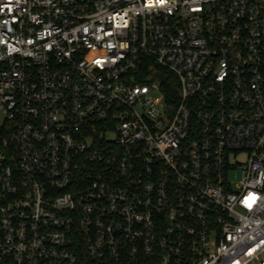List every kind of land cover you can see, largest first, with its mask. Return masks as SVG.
<instances>
[{"label":"built area","instance_id":"built-area-1","mask_svg":"<svg viewBox=\"0 0 264 264\" xmlns=\"http://www.w3.org/2000/svg\"><path fill=\"white\" fill-rule=\"evenodd\" d=\"M0 264H264V0H0Z\"/></svg>","mask_w":264,"mask_h":264},{"label":"water","instance_id":"water-1","mask_svg":"<svg viewBox=\"0 0 264 264\" xmlns=\"http://www.w3.org/2000/svg\"><path fill=\"white\" fill-rule=\"evenodd\" d=\"M156 77H157L159 80H161L162 82H165V81H167V79H168V75H166V74H164V73H162V72H157V73H156Z\"/></svg>","mask_w":264,"mask_h":264},{"label":"trees","instance_id":"trees-1","mask_svg":"<svg viewBox=\"0 0 264 264\" xmlns=\"http://www.w3.org/2000/svg\"><path fill=\"white\" fill-rule=\"evenodd\" d=\"M172 83H173V80H170V82H169V84L167 85V87L170 86ZM166 91H167V95H168V96H170L171 93H173V89H171V88H167Z\"/></svg>","mask_w":264,"mask_h":264}]
</instances>
